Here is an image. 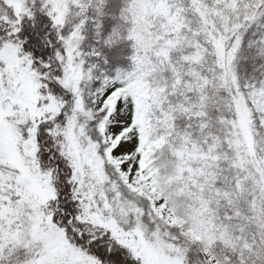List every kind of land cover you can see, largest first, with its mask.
Listing matches in <instances>:
<instances>
[{
  "label": "snow or ice",
  "instance_id": "6c2138e0",
  "mask_svg": "<svg viewBox=\"0 0 264 264\" xmlns=\"http://www.w3.org/2000/svg\"><path fill=\"white\" fill-rule=\"evenodd\" d=\"M0 264H264V0H0Z\"/></svg>",
  "mask_w": 264,
  "mask_h": 264
}]
</instances>
